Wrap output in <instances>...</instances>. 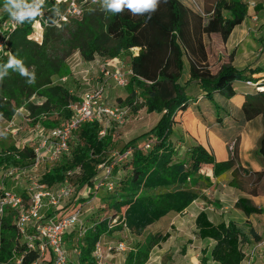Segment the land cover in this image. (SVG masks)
Instances as JSON below:
<instances>
[{"label": "trees", "instance_id": "trees-1", "mask_svg": "<svg viewBox=\"0 0 264 264\" xmlns=\"http://www.w3.org/2000/svg\"><path fill=\"white\" fill-rule=\"evenodd\" d=\"M53 7H58L61 13L65 10V5L45 0L42 15L35 21L20 24L10 35V52L0 55V65L7 63L11 54L22 60L29 72L35 73V83L28 84L26 77L9 69L8 75L0 82V117L6 121L12 120L21 108L27 110L33 126L54 127L72 115L68 107L78 98L65 85L54 81L55 77L67 76L68 68L63 60L50 54V44L58 32L57 26H50ZM0 11L4 18L10 16L3 8V0H0ZM248 16V6L242 0H216L208 18L205 21L200 19L196 32L190 25V12L185 5L180 0H167V3L161 2L147 22L145 16H132L127 10L116 15L100 9L86 11L77 21L69 48L79 51L88 62L94 61L96 56L115 59L126 51L139 49L138 55L131 58L133 75L128 88L133 96H142L148 113L161 115L154 127L132 138L120 152L133 149L132 156L118 164H124L127 174L114 182L116 195L103 205L101 215L112 216V219L118 217L120 222L124 221L140 234L155 222L173 213L184 212L199 198L186 183L196 182L204 167L210 166L215 177L232 172L231 185H234L239 174L236 152L230 160L219 162L205 147L194 144L187 147L185 158H180L171 138L176 118L186 112L200 95L212 98L221 94L228 99L235 96L234 85L243 80L246 70L224 65L213 73L209 69L203 36L216 33L227 41ZM36 21L46 27L42 44L30 39ZM187 56L190 77L183 84ZM34 97L44 101L41 104L32 102ZM243 110L247 120L264 115V101L257 104L255 97H248ZM53 116L59 121H54L52 126L50 119ZM101 131L102 126L97 122L83 124L71 143V155L50 165L42 176V183L49 187L65 183L70 180L68 172L79 168L82 188L92 189L99 174L98 167L114 161L107 155L111 138L100 136ZM143 139H147L145 145L151 143L150 149L138 145ZM233 141L237 143V140ZM260 153L264 157V138ZM34 158L31 147L19 148L14 144L3 148L0 151V172L7 167L19 168ZM118 165L113 176L119 171ZM257 175L263 176V173ZM236 208L247 216L264 212L247 198H240ZM15 217V212L9 208L0 220V264H17L18 259H21L20 264H33L38 260V254L28 251L20 242ZM90 221L85 224L79 240L78 262L68 264H98L93 253L108 221L102 220L99 224ZM196 226L201 240L216 242L209 255L203 251L199 264H210L211 261L242 264L244 244L251 238L254 241L262 239L251 226L235 221L215 224L206 212L198 215ZM170 237L169 233L151 236L145 245L126 253V264H147L153 247L167 242Z\"/></svg>", "mask_w": 264, "mask_h": 264}, {"label": "rangeland", "instance_id": "rangeland-1", "mask_svg": "<svg viewBox=\"0 0 264 264\" xmlns=\"http://www.w3.org/2000/svg\"><path fill=\"white\" fill-rule=\"evenodd\" d=\"M190 12V25L198 32V23L201 20L205 21L210 15L216 0H180ZM260 7V8H259ZM255 10H251L247 20L240 25L234 34L225 41L220 34H210L203 36V42L208 56V62L214 67L224 65H232L237 69L245 67H258L264 69V3L259 4ZM259 8V9H258ZM86 11L100 9L98 3L90 0L85 5ZM85 11V13H86ZM0 13H2L0 11ZM78 19H69L68 21H60L58 32L54 38V42L50 44V54L64 61L68 68L67 78L69 79V87L77 95L83 96L85 93L92 91L103 85L106 77H103V69L109 68L111 71L119 68L122 73H125L127 62H129L128 54L123 59L119 57L117 60L96 56L94 61H86L79 51H73L69 48L71 34L75 30ZM46 33V29H45ZM45 36V34H44ZM186 62L189 57L187 56ZM110 63V65H108ZM72 78V80H70ZM61 78L55 77L56 83L60 82ZM185 77L182 82H184ZM105 87V105L109 107H119L124 113L125 118L122 123L106 120L102 127L105 131L104 136H110L111 144L108 151V157L116 153V156L122 151L125 144L132 138L139 136L149 131L159 121L160 115L150 114L144 107V101L139 94L133 96L131 90L126 87L119 86L114 80L107 79L104 83ZM42 98L34 97L32 102L40 103ZM20 115V114H19ZM27 115H29L27 113ZM52 126L54 121H59L56 116H53ZM7 121L0 119L1 128L7 127ZM44 127V134L54 127ZM14 127L19 129L17 136H13L8 131H3L4 135L0 136V151L3 148L11 145L17 147H32L37 146L38 140H35L32 129L36 126L31 125L28 117L20 115L14 122ZM193 139L188 137V145L193 144ZM147 139H143L138 144L144 148ZM174 143V142H173ZM237 146V145H236ZM187 148V147H186ZM180 158H185L186 151L178 150ZM45 160L33 172H29L31 176L40 178L47 166L51 164ZM33 161L20 166L21 169H31ZM119 171L113 176V181L118 182L127 172L124 170V164H120ZM206 171V170H205ZM239 174L234 180V185H231L233 175L227 172L219 177L207 176V172L200 174L196 182L188 181L186 186L193 189L199 196L185 212L173 213L161 219L158 222L148 226L140 234L135 233L130 226H124L123 222L114 226L111 230L105 227V231L101 235L100 242L103 247H116L120 242L125 243L128 251L137 249L145 245L151 236L165 235L169 233L171 237L165 243H161L153 247L150 258L147 264H195L203 257V251H210L216 245L215 241H204L198 236V228L196 226V215L199 212H210L208 207H215L217 211L222 212L224 207H229L225 210L224 216L230 215L236 218L235 209L236 199L241 197L240 194H247L248 197L262 194L264 192V175L258 176L251 170L238 166ZM28 175V174H27ZM229 175V176H228ZM102 176V173H100ZM27 179V178H26ZM24 179L19 185L15 181L9 180L8 188L14 192L23 193L27 191L29 180ZM69 184L76 188V194L68 200L69 204L78 203L77 208H83L82 220L79 225L72 228L65 238V249L69 262H78L80 255V238L84 234L85 224L91 223V219L99 224L102 220L105 221L113 218L112 216L101 215L103 205H106L111 197L116 195L115 190L109 191L106 188L100 189L95 195L91 189L81 186L80 174H75L68 181ZM12 191V190H11ZM77 195V197H76ZM92 195V197H91ZM78 198L81 201L75 202ZM68 204V205H69ZM67 207H65L66 209ZM212 215V214H211ZM98 216L101 217L98 220ZM222 218H215L216 223L222 221ZM240 222H243L239 217ZM255 220V218H254ZM244 223V222H243ZM247 225V224H245ZM249 226V225H248ZM247 243L244 244V247ZM126 253L112 250L105 256L104 264H126ZM211 264L213 261L210 262Z\"/></svg>", "mask_w": 264, "mask_h": 264}, {"label": "built area", "instance_id": "built-area-1", "mask_svg": "<svg viewBox=\"0 0 264 264\" xmlns=\"http://www.w3.org/2000/svg\"><path fill=\"white\" fill-rule=\"evenodd\" d=\"M54 1L57 5H65V10L62 13L64 18L58 20V22L61 20L65 22L69 19L81 20L86 11L85 5L90 0ZM242 1L247 4L249 14H251V10L259 7V4L264 3V0ZM19 25L10 16L4 18L0 15V55L10 52V35ZM33 28L30 39L42 44L46 27L43 26L41 21H36ZM132 75V69L122 73L119 68L114 69V71H111L109 68H104L102 76L106 77V79H103V85L85 93L80 100L72 102L68 107L72 112L71 117L61 121L59 125L49 130L47 134H44V127H41L40 124L32 129L35 140H39L37 146L31 147L35 152L31 169L7 167L0 172V220L5 215L7 209L10 208L15 212L16 217L14 223L20 242L26 246L28 251L38 254V260L33 264L69 263L65 249V237L72 228L81 223L83 208H77L72 214L60 219L46 216L45 210L59 209L63 202L70 200L76 194V188L69 184V180L54 187H49L47 184L42 183L43 175L37 178L36 176L29 175L31 174L29 172H33L45 160L52 162L50 164L52 165L64 156H70L71 143L83 124L97 122L102 126L108 119L122 123L126 116L125 113L119 107L105 105L106 95L104 83H106L107 79H111L119 86L126 87L129 85V80ZM244 84L253 94H264V74L254 75L250 79L245 80ZM14 122V119L7 121V127L3 129L0 126V132L8 131L14 137L17 136L19 129L14 127ZM104 135L105 131L102 127L100 136L103 137ZM236 144V141H232L228 145L229 152L232 156L235 155ZM150 147L151 143L145 145L146 149H150ZM132 154L133 149H128L124 153H119L117 156L115 153L111 156L114 160L112 164H101L98 167L99 174L94 181V187L91 189V192L96 195L103 188L114 191V168L120 162L128 160ZM100 173H102V176H100ZM75 174L81 175V170L78 168L75 171L68 172V177L71 178ZM26 178L29 180V183L26 194L24 195L9 190L5 183L6 180L21 183ZM87 189L90 188L87 187ZM119 223L118 217L115 219L111 218L108 222V229L111 230ZM123 223L126 226L124 221ZM115 246H107L105 248L99 241L93 253L97 263L104 264L105 256L111 253L112 250L128 252L127 246L123 242ZM243 251L245 258L242 264H255L260 257H264V239L255 241L253 245L246 249L244 247ZM20 263L21 259H18L17 264Z\"/></svg>", "mask_w": 264, "mask_h": 264}, {"label": "crops", "instance_id": "crops-1", "mask_svg": "<svg viewBox=\"0 0 264 264\" xmlns=\"http://www.w3.org/2000/svg\"><path fill=\"white\" fill-rule=\"evenodd\" d=\"M237 28H235L232 34H234ZM138 53H139V49L135 48L130 51L124 52L120 56L121 59H123V57L126 54H128L129 62H127V66H126L128 70L131 69L132 56H136L138 55ZM208 65H209V69L213 73H217L222 67V66L214 67L209 62ZM255 69H258V71L254 72L253 70ZM237 70L239 71L246 70V71L244 73L243 80L237 82L234 85L235 96L232 97L231 99H228L226 96L221 94H216L212 98L205 97L204 95H200L198 98H196L193 101L190 108L186 112H184L183 114L179 115L176 118V124L174 125L173 128V136L171 138V141L174 142L173 144L175 145L177 150L181 149L186 151L187 150L186 147L189 146L188 145L189 143H187L189 137L193 139L192 145L194 144L202 145L210 153L215 155L217 161L222 162V161H228L232 158V155L228 149V145L233 140H237V146L235 151L238 156L237 166L242 165L244 168L251 170V172H254L255 174L263 173L264 175V157L260 153L261 140L264 138V115L259 114L258 116H255V118L251 120H247L245 117V112L243 110L248 97H255L257 104L264 101V95L253 94L250 91V89H248L244 84L245 80L250 79L254 75L264 74V69L258 67L255 68L245 67L243 69H237ZM189 73H190V63L189 60L188 62H186L185 59V72L183 75V78L185 77V79L184 82H182L183 78L181 80L183 84L189 80L190 77ZM67 77L68 76H64L59 81L64 82L61 84L65 85L68 89H70L71 93H73L78 98V100H80L82 96L75 94L73 92V89L69 87L70 83L68 82L69 79ZM70 80H72V78H70ZM42 100L44 101V99ZM42 102L38 104H41ZM27 113L28 112L26 109L21 108L13 118L14 121L17 120L20 115L24 117H28ZM0 119L5 121L2 117H0ZM48 167L49 165L47 166V168ZM202 172L203 173L207 172V176H213V172L210 166L204 167ZM229 174H232V172H230ZM8 181L9 180H6L5 182L6 185H8L9 183ZM15 183L16 185L20 184L17 182ZM9 190L13 191V189L11 188ZM18 194H23V193H18ZM240 195L241 197H238L235 203H237L240 198H247L251 200L255 206L259 208H263L264 210V192L262 194L259 193L258 195H255V197L254 196L248 197L247 194L244 193ZM77 199L78 198L75 199V202L77 201ZM68 204L69 202L67 200L63 202L62 206L57 210L55 209L45 210V214L46 216L55 217L57 219L68 216L73 212H75L78 203H73L72 205L70 204L68 205ZM65 207L67 208L65 209ZM228 208L229 207H224L223 211L219 213V211H217V209L214 206L208 207L207 210L210 212V214L208 212L207 214L210 220L215 224H219L222 222L229 223L230 221H235L240 225H244V226L249 225L254 229V231L258 236L264 239V212L263 214H253L251 216H247L241 210L235 209L234 214L236 215V218H232L230 215L224 216L225 210L226 211L229 210ZM187 210H185V212ZM200 213L201 212H199L196 215V217H198ZM214 217L217 219L223 217V219L219 223H216ZM238 217L242 219L244 223L240 222L239 219H237ZM209 241H213V240H209ZM254 242H255L254 239L251 238L250 242L246 244L245 249L253 245ZM195 264H199V261L197 260ZM255 264H264V257H260Z\"/></svg>", "mask_w": 264, "mask_h": 264}, {"label": "clouds", "instance_id": "clouds-1", "mask_svg": "<svg viewBox=\"0 0 264 264\" xmlns=\"http://www.w3.org/2000/svg\"><path fill=\"white\" fill-rule=\"evenodd\" d=\"M98 3L100 10L106 13L121 14L127 10L132 16H145L146 22L151 20L152 15L158 10L161 2L167 0H93ZM45 0H3V8L10 15L11 19L18 24L25 21H35L36 17L42 15V8ZM53 17H50V26L59 27L58 19H63V15L58 7L52 9ZM18 71L19 74L27 78L28 84L35 83V73L29 72L23 61L13 55H9L7 63L0 65V82L8 75V70ZM4 133L0 132V136Z\"/></svg>", "mask_w": 264, "mask_h": 264}]
</instances>
